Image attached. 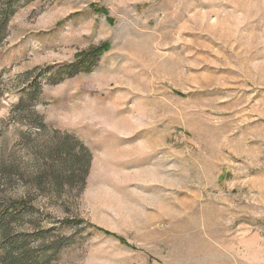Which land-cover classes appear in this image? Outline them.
Masks as SVG:
<instances>
[{"label":"rangeland","instance_id":"rangeland-1","mask_svg":"<svg viewBox=\"0 0 264 264\" xmlns=\"http://www.w3.org/2000/svg\"><path fill=\"white\" fill-rule=\"evenodd\" d=\"M0 264H264V0H0Z\"/></svg>","mask_w":264,"mask_h":264},{"label":"trees","instance_id":"trees-1","mask_svg":"<svg viewBox=\"0 0 264 264\" xmlns=\"http://www.w3.org/2000/svg\"><path fill=\"white\" fill-rule=\"evenodd\" d=\"M108 45L104 44L100 47L95 48L91 52L87 53L86 55L81 54V60L77 64H71L70 66V73L76 74L81 71H87L95 62V60L99 57V55L107 49ZM84 172H87V166L84 165Z\"/></svg>","mask_w":264,"mask_h":264}]
</instances>
